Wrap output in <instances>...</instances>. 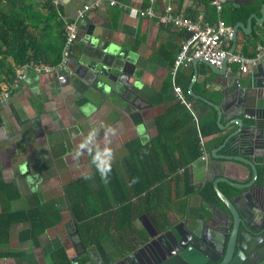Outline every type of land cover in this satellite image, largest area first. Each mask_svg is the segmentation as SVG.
<instances>
[{
  "label": "crops",
  "instance_id": "0c3cea01",
  "mask_svg": "<svg viewBox=\"0 0 264 264\" xmlns=\"http://www.w3.org/2000/svg\"><path fill=\"white\" fill-rule=\"evenodd\" d=\"M57 1L62 7L63 18L72 21L81 7L97 0ZM116 2L112 5L110 0H103L80 20L79 36L71 47L70 60L66 65L49 73H37L29 67L20 87L11 92L6 101L0 102V174L3 180L16 184L21 196L10 206L18 210L29 207L37 200H53L62 209V221L40 235V247L32 241L19 240V231L26 227L25 223L12 224L8 247L11 251L26 252L28 262L51 264L49 252L61 245H65L71 259L78 258L80 264L91 260V256L97 261L103 258L95 247L84 248L81 245L76 223L65 201L63 186L81 176L92 178L98 168L109 163L104 154L105 148L112 151L110 163H116L123 171V160L129 155L127 143L139 140L147 144L152 140L158 133L156 117L176 102L187 105L197 125L200 115L208 110L207 105L212 106L202 98L215 104L223 103L221 83L224 76L215 73L206 63L199 62L195 68L192 62L174 69L176 54L187 32L171 24L159 23L156 17H145L139 13L140 9L152 7L158 15L171 5L184 16H201L203 22H209L207 19L213 12V1ZM225 2H232L234 6L251 4L255 7L246 20L236 23L249 26V29L239 25L236 43L233 39L230 41V50L234 48V52L252 56L264 36V1L259 6L257 0ZM217 13L220 14V11L217 10ZM101 48L108 54L116 51L121 65L125 66L120 81L97 83L86 77L87 67L84 70L80 67L79 61L92 62V57H96ZM106 60L109 65L117 64L110 57ZM227 64L228 71L235 73L241 84L249 82L252 69L256 67L242 72L238 64ZM112 70L119 74L118 70ZM175 86H181L184 101L176 97ZM1 88L4 89V83ZM236 113H239L237 108L228 109L222 117V123H228V127L206 139L211 146L207 151L209 154L222 144L214 145L217 137L229 135L238 128V124L231 120L241 118L245 125L253 128L256 120ZM93 131L95 136L89 143L88 136ZM202 140L205 146L206 140L201 138V143ZM82 144L87 146L82 148ZM177 149L185 150L186 145ZM98 151L100 156H97ZM218 153L225 154V147ZM207 164L208 161H203L200 156L189 166V183L186 184L184 179L179 181V195L173 196L167 204L169 223L199 215L204 206L200 189L206 182H211L206 177ZM190 167L193 177H190ZM79 169L85 172L77 175ZM238 169H243L240 163L226 160L224 170L227 173L234 176ZM65 170L71 176L64 173ZM183 170H180V176H183ZM259 181H263L262 175ZM188 186L192 187L191 192L185 194ZM219 186L228 196L235 191L226 182H220ZM222 203L220 201L219 205L223 206ZM138 226L144 229L140 221ZM0 261V264L16 262L11 258Z\"/></svg>",
  "mask_w": 264,
  "mask_h": 264
},
{
  "label": "trees",
  "instance_id": "16d2710c",
  "mask_svg": "<svg viewBox=\"0 0 264 264\" xmlns=\"http://www.w3.org/2000/svg\"><path fill=\"white\" fill-rule=\"evenodd\" d=\"M257 1L259 6L264 0ZM212 8L207 19L210 23L221 18L231 26L246 20L255 10L251 4L234 6L232 2H225L220 14L215 5ZM68 22L57 0H0V92L1 84L11 83L23 65L60 63ZM207 107L197 125L187 105L176 102L156 117L158 133L152 140L147 144L139 140L127 143L129 155L123 160V171L116 163H110L106 177L101 174L104 165L92 178L81 176L63 186L69 214L85 248L95 247L107 263L116 261L131 252L139 239L145 238L144 229L138 226L141 216L149 213L157 221L171 220L167 204L179 195L177 186L181 179L189 183V166L203 153L201 138L206 140L222 132L217 110ZM227 136L217 137L214 145L223 143ZM208 141L205 147L209 152ZM183 145L185 150L177 149ZM251 146L248 132L231 137L225 150L243 154ZM182 168L183 176H180ZM187 189L185 194H190L192 187ZM200 194L203 200H219L210 182L200 189ZM19 197L16 184L3 180L0 174V259H15L12 264H38L28 262L26 252L9 249L11 226L25 223L26 227L19 231V240L32 241L40 247V235L62 221V209L53 200H37L29 207L13 209L10 203ZM49 259L51 264H72L65 245L50 251Z\"/></svg>",
  "mask_w": 264,
  "mask_h": 264
},
{
  "label": "water",
  "instance_id": "95a60500",
  "mask_svg": "<svg viewBox=\"0 0 264 264\" xmlns=\"http://www.w3.org/2000/svg\"><path fill=\"white\" fill-rule=\"evenodd\" d=\"M239 25L249 29V26H244L242 23L236 24L233 27L235 43ZM115 52L108 54L107 50L101 48L98 49L97 56L92 57V62L79 61L82 70L85 67L89 69L86 77L100 84L120 81L122 79L120 74L125 71V66L121 65ZM230 52H234V48ZM107 57L117 64L109 65ZM199 62L206 63L215 73L224 76L221 83L224 95L222 104H215L201 97L216 108L220 128L228 127V123H222V117L233 107L239 110L236 115L245 114L256 120V123L253 128H249L241 118L231 120L238 124V128L225 138L221 146L211 151V161L206 165V177L212 182L218 198L224 204L223 207L208 200L207 204L215 208V211H211L210 208L205 215L188 216L179 222L169 223L166 227L159 225L149 213L141 216L139 220L150 237L159 233L158 239L160 238L170 255L174 253L178 255V264H264V60L252 69L251 78L245 84H241L240 78L235 76V73L228 71L227 60L222 67H216L197 58L193 61V66L196 68ZM112 68L118 70L119 74H116ZM248 132L252 141L248 152L218 153L231 137ZM226 160H234L241 164L243 169L237 170V178H232L224 170ZM260 175L263 181H259ZM190 177H193L192 167H190ZM220 182H226L234 188L232 196L221 190ZM150 225L157 226L158 233H152L149 229ZM76 233L80 240L78 230ZM214 241L219 243V246L212 245ZM81 245L83 246L82 243ZM134 255L135 253H131L109 263L103 258L102 260L103 264H136L130 263ZM71 262L80 264L78 258L71 259ZM167 263L168 261H163L159 264Z\"/></svg>",
  "mask_w": 264,
  "mask_h": 264
},
{
  "label": "built area",
  "instance_id": "2783aa9c",
  "mask_svg": "<svg viewBox=\"0 0 264 264\" xmlns=\"http://www.w3.org/2000/svg\"><path fill=\"white\" fill-rule=\"evenodd\" d=\"M103 0H97L91 4H85L78 12L76 19L69 21L65 27L66 41L63 48V55L60 63L51 66L43 62H30L23 65L16 72L15 79L4 84V89L0 92V102L6 101L11 92L17 90L23 80L26 79L29 67L37 73L53 72L56 68L66 65L70 60V50L77 40L80 32L79 22L87 12L92 8L99 6ZM218 11H221L225 0H212ZM116 0H110V4H116ZM141 16L150 17L158 20L162 24H171L187 32V37L181 43L176 54L174 69L181 65L191 64L195 59L201 58L216 67H222L225 61L227 63H236L242 72H247L251 67L256 66L264 56V36L252 56H245L242 53L230 52V41L234 37L233 27L228 26L223 20L219 19L214 23L203 22L202 17L193 18L184 16L176 12L171 5L167 6L163 13L156 14L152 7L140 9ZM176 97L184 101L183 90L181 86H175ZM201 159L207 161L209 153L207 152L203 140L201 143Z\"/></svg>",
  "mask_w": 264,
  "mask_h": 264
},
{
  "label": "flooded vegetation",
  "instance_id": "af4514ba",
  "mask_svg": "<svg viewBox=\"0 0 264 264\" xmlns=\"http://www.w3.org/2000/svg\"><path fill=\"white\" fill-rule=\"evenodd\" d=\"M225 152L227 154H231V153H228L226 150H225ZM207 161L208 162L211 161V154L208 155ZM230 176L232 178H237L236 175H234V176L230 175ZM206 183H209V182H206ZM207 201L208 200H203L204 206L200 209L199 215L200 214H202V215L207 214L209 212L210 208H211V211H215V208L209 206L207 204ZM217 201L216 202L214 201L213 203L219 205V202L221 200L219 199ZM223 206H221V207H223ZM215 216L218 219H220V217L217 214H215ZM156 222L159 225H161L162 227H166L167 224L169 223V221H166V220L162 221L161 219H159ZM142 226L144 227L143 223H142ZM149 227H150L149 229L152 233H155V234L158 233L157 226L150 225ZM144 230H145V228H144ZM158 235H159V233L157 235H155L154 237H150L149 233H147V231L145 230V238L139 239L137 244H136V247L131 252L126 254V255H129L131 253H135L134 257L130 260V263L132 262V263H136V264H159V263H162L163 261H168L167 264H178V262H179L178 255H176L175 253L170 255L171 253L164 246V244H162L160 238L158 239ZM216 244L219 246V243H216V241H214L212 243V245H216ZM90 258H91V260H88L84 264H103L102 258H100L98 261L95 260L94 257H92V256Z\"/></svg>",
  "mask_w": 264,
  "mask_h": 264
},
{
  "label": "clouds",
  "instance_id": "9594fccd",
  "mask_svg": "<svg viewBox=\"0 0 264 264\" xmlns=\"http://www.w3.org/2000/svg\"><path fill=\"white\" fill-rule=\"evenodd\" d=\"M94 136H95V131L89 133V136H88V142L89 143L91 142V140L93 139ZM86 146L87 145H85V144L81 145L82 148L86 147ZM104 154L107 156V158L109 160V163L105 164L103 169H101L102 177H106L107 172L110 171V160L112 159V151H111V149L105 148L104 149ZM100 155H101V153L98 151L97 152V156H100ZM86 178H88V177H86Z\"/></svg>",
  "mask_w": 264,
  "mask_h": 264
},
{
  "label": "rangeland",
  "instance_id": "374dc122",
  "mask_svg": "<svg viewBox=\"0 0 264 264\" xmlns=\"http://www.w3.org/2000/svg\"><path fill=\"white\" fill-rule=\"evenodd\" d=\"M65 171H66V172H64V173L69 174V172H68L67 170H65ZM80 172H85V170H80V169H79V170H78V173H76V174L78 175V174H80ZM69 175L71 176V174H69ZM67 179H68V177L65 178V180H67ZM92 186H94V182H93ZM0 262H2V261H0Z\"/></svg>",
  "mask_w": 264,
  "mask_h": 264
}]
</instances>
